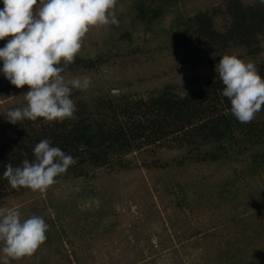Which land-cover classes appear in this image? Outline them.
Wrapping results in <instances>:
<instances>
[{
    "label": "rangeland",
    "instance_id": "rangeland-1",
    "mask_svg": "<svg viewBox=\"0 0 264 264\" xmlns=\"http://www.w3.org/2000/svg\"><path fill=\"white\" fill-rule=\"evenodd\" d=\"M239 1L264 6L259 0ZM226 2L118 0L119 26L93 28L76 57L83 65L64 73L66 78L91 77L87 91L73 89L71 96L78 111L85 108L83 118L121 125L128 122L123 112L133 102L165 90L178 97L200 94L225 54L235 53L257 68L263 64L264 34L249 47L212 52L189 35V19L203 13L215 32H224L231 22ZM143 3L158 10L155 19L139 18ZM5 43L0 40V47ZM0 76L3 81L2 71ZM27 91V85L0 82L4 137L24 128L34 134L49 123L43 118L8 122L5 113L26 106L22 94ZM225 113L240 128L250 127L242 131L246 136L264 123V110L250 123ZM237 133L225 144L232 155L220 151L217 160L209 155L213 144L188 145L181 132L156 142H132L106 164L84 163L82 175L75 163L45 192L0 181V207L17 209L24 219L41 216L50 226L46 242L32 256L10 264H264V142L244 143L245 135ZM5 145L0 141V147Z\"/></svg>",
    "mask_w": 264,
    "mask_h": 264
},
{
    "label": "clouds",
    "instance_id": "clouds-1",
    "mask_svg": "<svg viewBox=\"0 0 264 264\" xmlns=\"http://www.w3.org/2000/svg\"><path fill=\"white\" fill-rule=\"evenodd\" d=\"M264 4V0H259ZM0 8V60L5 78L22 94L23 108L8 110V122L25 119L63 122L76 119L73 89L87 91L91 77L66 78L85 37L96 27L116 25L118 0H3ZM215 71L223 83L222 95L231 102V112L241 123H250L264 106V78L256 64L237 54L220 57ZM35 159L20 166L5 165L3 178L12 188L45 192L76 163L60 147L43 139L33 148ZM49 225L41 216L24 219L15 208L0 207V259L3 264L32 256L47 240Z\"/></svg>",
    "mask_w": 264,
    "mask_h": 264
},
{
    "label": "trees",
    "instance_id": "trees-1",
    "mask_svg": "<svg viewBox=\"0 0 264 264\" xmlns=\"http://www.w3.org/2000/svg\"><path fill=\"white\" fill-rule=\"evenodd\" d=\"M160 2L171 4L176 0ZM225 7L231 22L222 33L213 30L211 19L205 13L190 18L186 25L189 35H196L200 44L207 43L205 47H208V52L215 49L225 50L230 45L249 47L255 43L256 37L264 34V6H243L239 0H227ZM137 12L139 18L146 21L155 19L159 13L155 8L145 7L144 3L138 7ZM192 29L193 32H190ZM83 63V60L76 58L68 68H80ZM258 71L264 78V63L258 66ZM0 82L6 83L7 79L3 78L2 81L0 78ZM205 86V90L196 95L178 97L165 90L148 101L133 102L128 105V111L123 112L128 122L121 125L116 123V126H113L102 118H83L85 108L81 107L75 113L76 119L49 122L34 134L33 130H30L32 128L27 132L25 128L21 129L15 137L10 132L4 137L2 131L0 141L6 145L0 147V181H7L3 178V172L9 162L13 166H20L25 159L34 160L33 148L43 139H50L52 146L60 147L74 158L84 157V161H76L75 169L78 166V175L83 174L81 166L84 163L88 162L94 166L106 164L112 155H120L132 142H156L181 132L184 133L183 141L188 142V145L213 144L214 151L209 154L213 160L219 158L220 151L227 156L232 155V152H229L231 147L225 148V144L230 145L237 130L238 135H243L242 131L250 127L240 128L237 121L225 113L231 111V102L222 95L224 86L218 75L207 81ZM104 105L105 103L102 104ZM109 108L112 109V106L108 105ZM112 112L114 114L115 109H112ZM246 133L251 136L244 134V143L254 144V138L264 142V123L261 129L247 130Z\"/></svg>",
    "mask_w": 264,
    "mask_h": 264
}]
</instances>
